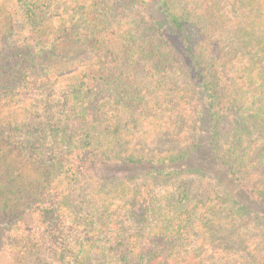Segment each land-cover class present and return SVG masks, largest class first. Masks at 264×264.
Returning <instances> with one entry per match:
<instances>
[{
  "label": "trees",
  "instance_id": "1",
  "mask_svg": "<svg viewBox=\"0 0 264 264\" xmlns=\"http://www.w3.org/2000/svg\"><path fill=\"white\" fill-rule=\"evenodd\" d=\"M0 200V264H264V0H0Z\"/></svg>",
  "mask_w": 264,
  "mask_h": 264
},
{
  "label": "rangeland",
  "instance_id": "2",
  "mask_svg": "<svg viewBox=\"0 0 264 264\" xmlns=\"http://www.w3.org/2000/svg\"><path fill=\"white\" fill-rule=\"evenodd\" d=\"M21 113H22V111L20 109H18L17 113L15 115L19 116V118L22 120L24 118H23ZM7 149H9V148H6L5 150H7ZM201 157H203V155ZM7 163H11L12 165L21 168L23 170L24 175L27 176L26 181H30L35 177V174L33 173V169L31 168L30 164L28 162H26L25 160H22L20 158V156L17 154V152L13 151L11 154H9ZM135 169H136V167L126 168L122 172V175H134L136 173L135 171H137ZM219 179H221V178H219ZM0 208H1V200H0ZM31 216H32V214L29 212L27 215V219L29 220V222L32 221ZM120 216L122 218V222L124 223L123 225H125L124 229H128L129 231H135L138 229V227H140L138 221L134 218V213L132 210H130V209L126 210L125 209L124 211L120 212ZM5 223H6L5 220H0V225H4ZM7 259H8V257H4L5 264H8Z\"/></svg>",
  "mask_w": 264,
  "mask_h": 264
}]
</instances>
